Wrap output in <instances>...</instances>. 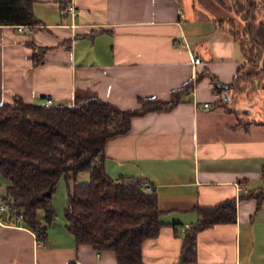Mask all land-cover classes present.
Listing matches in <instances>:
<instances>
[{
    "label": "crops",
    "instance_id": "0c3cea01",
    "mask_svg": "<svg viewBox=\"0 0 264 264\" xmlns=\"http://www.w3.org/2000/svg\"><path fill=\"white\" fill-rule=\"evenodd\" d=\"M32 12L34 25L0 26V105L20 97L73 106L93 97L136 110L140 99L169 102L200 78L174 109L134 117L105 145L110 178L144 179L158 197L162 226L143 243L142 263L264 264V201L246 197L263 187L264 120L242 125L241 110L221 101H230L225 93L244 64L218 25L232 15L212 0H33ZM34 48L45 50L38 66ZM225 202L235 203V221L199 231L193 259L182 261L197 209ZM12 224H0V264H118L113 251L78 245L64 221L48 227L45 242Z\"/></svg>",
    "mask_w": 264,
    "mask_h": 264
},
{
    "label": "trees",
    "instance_id": "16d2710c",
    "mask_svg": "<svg viewBox=\"0 0 264 264\" xmlns=\"http://www.w3.org/2000/svg\"><path fill=\"white\" fill-rule=\"evenodd\" d=\"M234 17L244 16L243 32L235 19L219 21L240 46L244 64L230 86L229 93L241 92L251 84L264 90V0H212ZM33 0H0V26L34 25ZM34 65L42 63L45 50L34 48ZM251 68L253 71L245 72ZM199 77L196 81H199ZM193 89V83L172 92L169 102L140 99V108L122 110L88 97L73 106L26 104L15 97L11 104L0 105V178L8 182L1 202L12 225L24 216V226L39 241L47 240L48 227L56 220L52 199L62 178L67 179V231L78 245L95 251H113L118 264H143L142 245L158 236L162 223L157 194L145 189L141 178L112 179L104 167L108 139L126 134L131 120L151 112H168L179 105ZM222 102H226L223 97ZM89 180L78 183L79 174ZM259 193L246 197L264 201ZM235 203L225 202L212 208H198L200 220L185 231L182 261H191L196 252L197 233L215 224L235 221ZM43 211L44 222L39 212Z\"/></svg>",
    "mask_w": 264,
    "mask_h": 264
},
{
    "label": "rangeland",
    "instance_id": "374dc122",
    "mask_svg": "<svg viewBox=\"0 0 264 264\" xmlns=\"http://www.w3.org/2000/svg\"><path fill=\"white\" fill-rule=\"evenodd\" d=\"M232 18L235 19V24L237 27V30L239 32H243L244 28V16H233ZM259 58V65L260 68L264 67V55L262 53L258 54ZM253 71L251 68H247L245 72H251ZM230 98H233L232 101L225 102L230 106L227 110H231L235 113H240L241 110V118L242 120L240 123L242 125H245L247 120L249 119H256L260 120L261 118L264 120V90L257 91L253 88L251 84H248L245 86V88L241 92H235L229 93ZM241 108V109H238ZM244 112H247L245 114ZM88 173H82L79 174L77 177V182L78 183H83V179L87 178ZM66 183L67 179L62 178L58 185L56 192L53 195L52 199V205L53 209L55 210L56 213V222L60 223L62 221H65V209L67 207V190H66ZM0 185H1V190L3 191L4 188V183L2 179L0 178ZM43 214V211H40Z\"/></svg>",
    "mask_w": 264,
    "mask_h": 264
},
{
    "label": "built area",
    "instance_id": "2783aa9c",
    "mask_svg": "<svg viewBox=\"0 0 264 264\" xmlns=\"http://www.w3.org/2000/svg\"><path fill=\"white\" fill-rule=\"evenodd\" d=\"M68 12H69V14H71V16H75V8H74V5H73V4H71V5L68 7ZM17 29H18V31L21 32V31H23V30L26 29V26H18ZM193 63H194V66L196 67V66L202 64V61H201L199 58L194 57ZM197 77H198V75H197V72H196V76H195V79H196V80H197ZM195 82H196V81H194L193 84H195ZM193 89H194V86H193ZM46 105L49 106L48 103H47ZM204 107H205V108H208L209 106H208V104H205ZM145 189H146L147 191H149V192H152V191H153V189H152L150 186H148V185L145 186ZM6 214H7V208H6V206H4L3 203L1 202V194H0V224L6 222V220H7V215H6ZM18 221L21 222V223H24V221H25V217H24V216H19V217H18Z\"/></svg>",
    "mask_w": 264,
    "mask_h": 264
},
{
    "label": "water",
    "instance_id": "95a60500",
    "mask_svg": "<svg viewBox=\"0 0 264 264\" xmlns=\"http://www.w3.org/2000/svg\"><path fill=\"white\" fill-rule=\"evenodd\" d=\"M227 94L225 93V96H226Z\"/></svg>",
    "mask_w": 264,
    "mask_h": 264
}]
</instances>
